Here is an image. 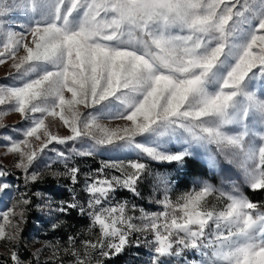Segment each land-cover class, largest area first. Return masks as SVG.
Here are the masks:
<instances>
[{"label": "snow or ice", "instance_id": "snow-or-ice-1", "mask_svg": "<svg viewBox=\"0 0 264 264\" xmlns=\"http://www.w3.org/2000/svg\"><path fill=\"white\" fill-rule=\"evenodd\" d=\"M44 4L49 15L41 22L33 17ZM74 13L79 23L70 26ZM22 17L29 22L19 23ZM240 35L234 63L218 88L206 91L228 38ZM8 60L15 72L0 83V105L26 127L12 129L20 139L0 136V145L17 157L25 187L41 178V165H63L51 174L71 185L70 201L54 204L40 191L24 192L8 207L19 189L7 179L13 173L0 169V240L11 244L10 264H40V250L28 260L17 250L33 197L42 201L36 209L77 212L98 229L95 240L80 242L82 251L67 237L69 264H111L132 246L148 249L145 264H264V205L243 195L240 184L225 185L234 176L264 190V0H0V64ZM48 118L70 134H54ZM105 119L127 123L112 128ZM157 129L176 143L137 142ZM78 141L81 148L71 153L57 147ZM123 147L136 158H110L94 171L73 159ZM149 177V204L163 210L139 207L135 215L132 203L130 214L129 201L116 197L121 191L142 197ZM217 178L220 187L212 182ZM174 182L192 187L173 200ZM211 198L216 203L209 206Z\"/></svg>", "mask_w": 264, "mask_h": 264}, {"label": "rangeland", "instance_id": "rangeland-1", "mask_svg": "<svg viewBox=\"0 0 264 264\" xmlns=\"http://www.w3.org/2000/svg\"><path fill=\"white\" fill-rule=\"evenodd\" d=\"M49 15V9L46 4H44L41 9L35 14L33 17L34 19L45 22L47 20V17ZM80 14L74 13L72 17L69 18L70 26H75L79 23ZM19 23H27L29 22L28 18L22 17L18 21ZM243 37L240 36H233L228 38V43L226 44L225 53L221 56L220 60L218 61L217 65L210 71L208 76L205 80V90L208 92H212L218 88V85L222 79V77L226 74V69L234 63V60L236 58V46L240 43H242ZM44 68H38L37 72L43 71ZM15 69L12 67V61L8 60L4 64H0V83L5 82V78L8 77L9 73H14ZM11 82L10 80L8 81ZM0 112H6L7 114L0 116V125H4L5 127H0V136L3 135H12L13 138L20 139L22 136L20 135V132H13L12 129H22L23 127H26V124L24 121L21 120L20 115L15 112L7 111V106L0 105ZM46 123L49 124L50 130L59 136H65L69 135L70 132L67 128L63 127L61 123L53 122L51 118H48L46 120ZM101 123L105 124L108 127H117V126H124L127 122L123 120H102ZM229 127H232L231 125ZM162 129H157L153 132H148L145 134H142L140 137H137V142L142 144H151V145H165V141H170L171 143L168 146H171L172 144L176 143V137L171 135H161ZM4 143H7L6 141ZM38 143V142H37ZM57 147L66 153H71L73 149H80L81 143L78 142H68L67 145H57ZM6 148L0 145V169L9 171L13 173L12 176L8 177L7 179L10 181H15L13 184L14 189H19V191H12L11 198L8 200V207H11L12 203L14 202V199L19 198L21 193L28 192H36L40 191L44 194V198L47 200H51L54 204L58 203L60 200H71V193H66V195H54L48 191H43L41 189H35L33 191H28L24 185V180L19 179L20 177L23 178L22 172L15 168V163L17 160V157L13 154H5ZM112 154H97L93 157H76L74 156L73 159L77 162L78 166L83 169L84 171H94V169L101 166L103 162H105L108 159H115L117 156L124 159H135L136 158V152L131 147H123V148H115L111 150ZM55 154L50 153L49 157H45V160H49V158H54ZM41 172V178L39 180H42L48 176L54 177L51 173L53 171H63V165H53L50 169H45L43 165L40 166L38 169ZM155 171L164 172L168 171L171 176H175L176 173L173 172L171 169H160V168H154ZM114 173V170H107V174L111 175ZM119 174V173H114ZM210 175H214V173H210ZM55 178H65L63 176L55 177ZM150 178V193L147 196V199H151V193H152V178ZM205 179L207 177H204ZM83 181V176H81V183ZM216 187H220V180L217 178L215 181H212ZM232 182H236L240 184L239 191L245 195V188L246 185H243L242 181H236V178L233 176L231 180H225L226 187H230ZM76 188L77 193H80V186H73ZM192 187L191 183H188L187 187L181 185L180 187H175L174 182V190L170 194L171 198L175 200V198L180 195L183 192H186L190 190ZM248 198V197H247ZM129 201V211L131 214V204L136 203L135 201L128 200L124 196H117L116 201L123 202V201ZM34 204L31 208V210L27 213V219L30 218V216H33L36 224H40V221L37 220L36 216H44L46 218V223L41 224L38 230H35V232L32 233V231H29L27 233H24V227L26 226V223L22 225V231L20 233L19 241L17 243V250L21 254L22 257L25 258L24 253L21 248H26L29 250V252L34 253L37 250H40L39 255V261L40 264H69L71 260L70 254L65 252L66 248H69L70 246L67 243V237L69 235H72L76 238V247L80 248L82 251V240H95L96 235L98 233V229H92L90 227V221L85 216V219L81 218V216L77 212H73V215H70L69 217L64 216L62 214H48V210L44 209L43 211L35 208V203H42V201L37 200L36 197H33ZM216 203L215 198H211L209 200V206H212ZM138 204V203H137ZM153 204L152 206L145 207L141 203L138 204V208L135 211V215H139V207H144L146 211L155 212V211H162V207ZM3 210V209H0ZM59 216V219L56 217ZM70 220V221H68ZM28 221V220H27ZM57 223L59 224V227L52 233H50V229L48 227L49 224ZM22 238V239H21ZM22 244H21V243ZM10 251H11V244L8 241L0 240V253L6 257V259L2 262V264H5V262H9L10 264ZM100 259L101 257H97ZM199 259V255L197 254L194 257ZM26 260L30 258H25ZM32 259H35L32 256ZM95 264V260L93 261Z\"/></svg>", "mask_w": 264, "mask_h": 264}, {"label": "trees", "instance_id": "trees-1", "mask_svg": "<svg viewBox=\"0 0 264 264\" xmlns=\"http://www.w3.org/2000/svg\"><path fill=\"white\" fill-rule=\"evenodd\" d=\"M159 168V167H157ZM160 169H166V168H160ZM22 182L23 178H19ZM23 185L25 187V184L23 182ZM71 186L70 181L66 178H55L52 176H48L42 180H38L34 185L30 184L27 187H25L28 191H33L35 189H41L43 191H48L54 195H66V193H69L67 191V188ZM142 197H133L131 193H128L126 191H121L119 197L122 195L126 197L128 200L135 201L136 203H141L145 207L152 206L153 204H149V201L147 199V196L149 195L151 189H150V178L145 182L144 186L141 187ZM245 193L249 200H251L253 203H256L258 205H264V190H252L250 188H245ZM155 206V205H154ZM264 210V209H262ZM73 215V213L71 214ZM70 216V215H69ZM67 216V217H69ZM30 216L28 218L26 226L24 227L23 232L27 233L29 231L35 232V230H38L41 224L46 223V218L44 216L37 215L36 218L38 221H40V224H36L35 217ZM85 219L84 217H81ZM70 221V220H68ZM52 224H49L48 227L50 229V233L52 231L55 232L57 229H53L51 227ZM22 239V238H21ZM21 243V242H20ZM22 244V243H21ZM25 258L32 259V254L27 250L26 248H21ZM6 259L4 255L0 253V264ZM101 260H106V258H100ZM149 260V252L148 249L145 247H141L139 250H137L134 246L129 247L124 253L120 254L118 257H113L111 259V264H145L146 261ZM94 264V263H93Z\"/></svg>", "mask_w": 264, "mask_h": 264}]
</instances>
